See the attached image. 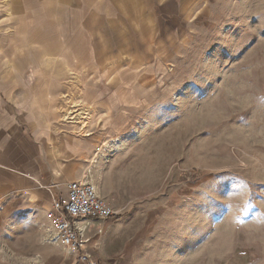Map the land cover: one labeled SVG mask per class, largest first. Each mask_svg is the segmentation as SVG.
<instances>
[{
	"label": "rangeland",
	"instance_id": "obj_1",
	"mask_svg": "<svg viewBox=\"0 0 264 264\" xmlns=\"http://www.w3.org/2000/svg\"><path fill=\"white\" fill-rule=\"evenodd\" d=\"M163 1L109 20L102 58L47 95L122 217L82 221L97 246L74 258L264 264V0Z\"/></svg>",
	"mask_w": 264,
	"mask_h": 264
},
{
	"label": "crops",
	"instance_id": "obj_2",
	"mask_svg": "<svg viewBox=\"0 0 264 264\" xmlns=\"http://www.w3.org/2000/svg\"><path fill=\"white\" fill-rule=\"evenodd\" d=\"M0 13V264H94L53 242L47 213L87 177L95 142L57 124L47 95L102 58L109 20L151 19V0H0Z\"/></svg>",
	"mask_w": 264,
	"mask_h": 264
},
{
	"label": "built area",
	"instance_id": "obj_3",
	"mask_svg": "<svg viewBox=\"0 0 264 264\" xmlns=\"http://www.w3.org/2000/svg\"><path fill=\"white\" fill-rule=\"evenodd\" d=\"M118 214L97 186L85 177L68 182L65 194L53 201V209L47 213L52 221L53 242L63 248L84 251L87 247L96 248L97 244L93 245L87 234L88 226L82 221H113ZM87 253L85 256H91Z\"/></svg>",
	"mask_w": 264,
	"mask_h": 264
},
{
	"label": "trees",
	"instance_id": "obj_4",
	"mask_svg": "<svg viewBox=\"0 0 264 264\" xmlns=\"http://www.w3.org/2000/svg\"><path fill=\"white\" fill-rule=\"evenodd\" d=\"M121 218H122V217L119 215L116 219H117V220H120Z\"/></svg>",
	"mask_w": 264,
	"mask_h": 264
},
{
	"label": "bare ground",
	"instance_id": "obj_5",
	"mask_svg": "<svg viewBox=\"0 0 264 264\" xmlns=\"http://www.w3.org/2000/svg\"><path fill=\"white\" fill-rule=\"evenodd\" d=\"M74 118V117H73Z\"/></svg>",
	"mask_w": 264,
	"mask_h": 264
}]
</instances>
